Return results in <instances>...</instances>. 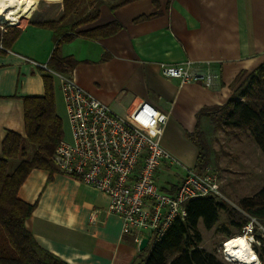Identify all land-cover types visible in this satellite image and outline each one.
<instances>
[{
	"label": "crops",
	"instance_id": "0c3cea01",
	"mask_svg": "<svg viewBox=\"0 0 264 264\" xmlns=\"http://www.w3.org/2000/svg\"><path fill=\"white\" fill-rule=\"evenodd\" d=\"M123 1L82 0L73 15L75 21L96 6L99 16L76 28L72 38L59 45V54L74 60L77 85L116 114L124 116L149 102L168 115L161 146L183 171L194 168L198 148L190 135L196 130L199 112L224 105L238 74L251 73L264 64V0H134L119 5ZM63 15V0H38L9 48L0 47V157L9 133L23 139L25 150H36L26 136L24 99L45 96L44 72L48 71L31 61L51 71L48 66L57 38L44 24L58 22ZM112 24L121 27L113 35L83 37L85 32ZM185 63L220 79L213 88H206L161 75V65ZM56 81L55 77L57 110ZM199 122L206 132L209 119L201 117ZM251 141L254 150L260 151ZM14 162L15 168L19 162ZM165 167L168 170L169 165ZM183 176L158 187L172 194ZM251 178L242 174L222 182L230 204L235 206L261 190L251 189ZM18 197L35 206L26 227L38 246L66 264H131L140 253L130 234L124 233L123 220L107 213L109 199L58 171L34 169Z\"/></svg>",
	"mask_w": 264,
	"mask_h": 264
},
{
	"label": "trees",
	"instance_id": "16d2710c",
	"mask_svg": "<svg viewBox=\"0 0 264 264\" xmlns=\"http://www.w3.org/2000/svg\"><path fill=\"white\" fill-rule=\"evenodd\" d=\"M132 1L124 0L119 5ZM153 1L157 3V0ZM82 3V0H63L64 15L61 20L44 24L54 31L57 38L48 66L54 73L64 76L72 73L75 62L72 58L61 57L59 45L70 40L76 28L95 21L99 16V6H96L75 21L73 15L79 11ZM37 4L38 0L30 2L20 22L31 15ZM143 19L146 17L139 20ZM120 28L112 24L85 32L83 37H107ZM19 33L20 29L15 27L7 28L6 33L0 31V46L9 48L12 38ZM54 78L52 73L44 72L45 96L24 99L26 136L36 148L33 155L28 157L23 139L18 135L9 133L3 144L0 157V264H66L38 246L26 227L35 206L18 197L21 186L34 169L57 171L53 155L58 143L64 138V129L63 120L56 110ZM231 89L232 95L224 105L204 108L198 114L196 130L190 135L198 148L194 167L197 173H202L210 166L212 156L207 134L199 122L201 117L209 119L215 132L223 127L247 132L264 153V64L251 73L238 74ZM18 160L19 164L12 170L11 162ZM184 207L187 217L174 220L163 238L140 252L131 264H225L200 246L203 242L199 231L200 221L207 229H211L217 225L221 212L226 213L225 225L236 229L235 234L229 232L228 238L242 235L243 228L250 222L249 217L256 219L264 230V186L254 196L241 199L237 206L224 199L202 198L192 200ZM129 236L134 241L135 237ZM255 238L260 244H255L254 250L260 263L264 264V235L256 232Z\"/></svg>",
	"mask_w": 264,
	"mask_h": 264
},
{
	"label": "built area",
	"instance_id": "2783aa9c",
	"mask_svg": "<svg viewBox=\"0 0 264 264\" xmlns=\"http://www.w3.org/2000/svg\"><path fill=\"white\" fill-rule=\"evenodd\" d=\"M22 22L1 24L0 31L20 29ZM31 64L49 72L47 66L32 61ZM160 72L166 79L203 84L206 88H213L220 79L211 71H195L191 63L163 64ZM50 73L59 80L71 133L70 140L63 138L58 143L53 155L57 171L104 194L109 199L107 213L123 220L124 233L133 235L138 246L144 238L149 239V246L156 244L174 220L185 219L184 206L188 202L202 198L227 200L221 177L210 166L202 173L184 168L182 181L173 194L158 187L160 168L165 164L179 165L160 143L168 115L151 103L142 102L121 116L79 87L72 73ZM249 219L242 235L254 243L255 233L264 235V230L256 219ZM227 257L223 245V262L234 264Z\"/></svg>",
	"mask_w": 264,
	"mask_h": 264
},
{
	"label": "rangeland",
	"instance_id": "374dc122",
	"mask_svg": "<svg viewBox=\"0 0 264 264\" xmlns=\"http://www.w3.org/2000/svg\"><path fill=\"white\" fill-rule=\"evenodd\" d=\"M32 1L34 0L27 1L23 12ZM22 13L19 17V23L21 21ZM24 23L25 22L23 21L22 25ZM9 24L12 23L10 22ZM56 83L58 88L57 113L63 120L64 138L66 140H70V127L67 122L65 104L61 96L60 83L58 79ZM212 127V124L208 122L204 128L212 149L210 167H213L218 171L222 182L225 184L226 182H229L234 178H238L242 174H251V189L253 191H255L256 189H261L264 180V158L262 155L264 153H261V150H254V147L251 143V136L247 132L236 130L231 127H223L222 129L216 132ZM26 151L28 157H31L33 155V150L29 149ZM17 162H20V160H18ZM15 165L16 162L12 161L10 164L11 169H13ZM166 165L169 164H165L164 167ZM179 165H169L168 170H166V167L163 168L157 176V185L160 187L165 183V181H174L175 178L179 179L182 175H184V171L182 170V168L179 167ZM238 203L239 202H236L235 206H237ZM226 218V213L221 212L217 225L211 229H207L202 221H200L199 223V231L203 237V242L200 246L205 251L215 255L217 259L222 262L224 242L231 239L228 238L229 232L232 234L236 233V229L232 227H227L225 225L227 220ZM255 244L259 245L260 243H258L257 240L256 242L252 243L253 250Z\"/></svg>",
	"mask_w": 264,
	"mask_h": 264
},
{
	"label": "bare ground",
	"instance_id": "6f19581e",
	"mask_svg": "<svg viewBox=\"0 0 264 264\" xmlns=\"http://www.w3.org/2000/svg\"><path fill=\"white\" fill-rule=\"evenodd\" d=\"M28 0H0V25L19 22ZM225 254L231 261L238 264H259V258L250 243L252 240L245 235L236 236L225 242Z\"/></svg>",
	"mask_w": 264,
	"mask_h": 264
},
{
	"label": "water",
	"instance_id": "95a60500",
	"mask_svg": "<svg viewBox=\"0 0 264 264\" xmlns=\"http://www.w3.org/2000/svg\"><path fill=\"white\" fill-rule=\"evenodd\" d=\"M149 239L148 238H144L142 239L141 243L139 244V252H143L145 251V249H147V247L149 246Z\"/></svg>",
	"mask_w": 264,
	"mask_h": 264
}]
</instances>
